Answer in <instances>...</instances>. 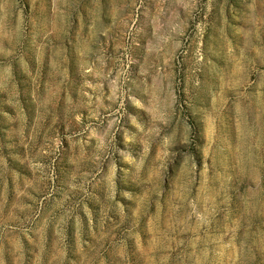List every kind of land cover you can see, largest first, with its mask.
<instances>
[{
	"label": "rangeland",
	"instance_id": "1",
	"mask_svg": "<svg viewBox=\"0 0 264 264\" xmlns=\"http://www.w3.org/2000/svg\"><path fill=\"white\" fill-rule=\"evenodd\" d=\"M0 264H264V0H0Z\"/></svg>",
	"mask_w": 264,
	"mask_h": 264
}]
</instances>
